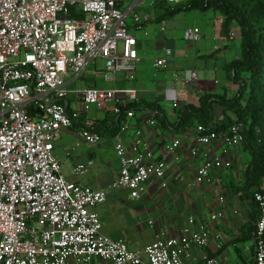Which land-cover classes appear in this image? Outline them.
<instances>
[{"label":"built area","instance_id":"1","mask_svg":"<svg viewBox=\"0 0 264 264\" xmlns=\"http://www.w3.org/2000/svg\"><path fill=\"white\" fill-rule=\"evenodd\" d=\"M126 14L119 0H0V264H223L206 251L210 241L216 250L225 241L222 232L210 231L208 222L177 235L158 230L153 241L132 250L124 239L101 231L93 210L106 200L109 189H125L136 200L149 180L162 188L170 178L182 181V172L174 171L181 160L178 137L164 141L157 151L141 129L130 142L115 141L119 173L101 188L66 179L52 152L60 128L71 127L79 116L66 100L71 92L66 87L68 72L78 75L100 57L106 73L114 74L133 69L139 59L131 30L143 29L142 20L134 14L130 27ZM184 37L198 40L199 28H187ZM171 55L172 50L164 48L153 66L165 67ZM72 92L80 97L82 111L110 102L118 114L123 103L136 99L132 88L86 86ZM164 93L175 100L173 89ZM132 115V110L125 111L126 117ZM145 125L155 126L156 120L148 117ZM127 126L120 122L118 127L123 131ZM191 130L187 155L201 157L194 182L209 181L212 170L232 166V150L243 141L239 124L218 132L198 123ZM78 135L90 144L101 139L88 127H81ZM84 169L77 164L73 172ZM252 200L257 209L250 229L253 264H264V182L253 190ZM221 215V210L211 213L210 222Z\"/></svg>","mask_w":264,"mask_h":264},{"label":"crops","instance_id":"2","mask_svg":"<svg viewBox=\"0 0 264 264\" xmlns=\"http://www.w3.org/2000/svg\"><path fill=\"white\" fill-rule=\"evenodd\" d=\"M119 6L127 12L125 18L131 15L133 20L135 14L142 20V27L148 32L147 37L137 39L136 48L142 43L143 48H140V50L137 48L139 59L134 62L133 69L129 71H118L109 74L106 73L104 68V70L97 73L95 68H91L92 59L78 75H74L70 71L66 75V87L71 90L67 94L66 100L69 109L78 110L79 116L71 127L60 128L58 137L53 142L52 152L60 162L62 174L68 180L92 188L106 187L117 178L119 173L120 165L113 149L115 141L123 139L130 142L135 131L141 129L150 146L157 151L164 141L171 137H178L181 141L178 150L181 160L174 165V171L182 172L184 179L176 181L170 178L165 188L160 187L157 181L149 180L140 197L136 200L130 199L125 189L107 190L106 200L93 207L101 221V231L112 238L124 239L130 249L137 250L153 241L154 234L158 230L164 231L167 235H177L184 231L194 230L200 222H208L210 231L222 232L225 240L218 250L213 247L212 241H210V244L206 247L209 254L217 256L223 264H228L227 256L230 254V250L234 249L241 257L243 264H253L250 229L256 220L257 209L253 201L246 197L241 189L243 170L240 172L238 170L233 171L230 168L214 169L209 174V181L194 182L193 175L201 157L187 155L188 146L193 138L192 127L186 130L173 128V126H170L172 124L168 127L159 125L148 127L145 125V120L149 117L146 114L147 110L136 109L133 110L131 117H126L125 113L121 115L119 122H126L128 125L122 131L119 127H113L115 115L112 110V103L102 108L90 106L87 111H82V107L78 106L81 103L80 97L72 92L86 86L132 88L136 91L135 101L158 103L171 122L175 118L176 106H180L187 101H195L204 92L215 91L214 79L207 77L205 65L204 63L201 64L200 61L208 54L215 55L217 52H224V57L227 60L237 53L236 43L231 45L230 41H225L228 38H222L219 33L215 41L223 40V42L221 41L218 46L213 45V52L210 51L211 53L207 54L208 41L206 39L201 40L202 32L199 28V42L195 44L186 43L184 47L177 49L173 46V41H171V45L169 44L168 38L162 33L163 28L157 29L155 25L157 16H151L146 12H136L133 10L134 6L129 9V6H125L121 0H119ZM215 20L220 22L221 17L217 16ZM133 24L134 22L132 25H128L132 27ZM214 25L215 22H213L212 28H215ZM213 37L216 38V36ZM182 38L186 42H195L186 39L184 33ZM167 47L172 50V55L167 60L166 66L161 69H168L172 72V75L174 74L173 87H169L161 81L152 84L153 80L145 78L147 67L158 69L153 66L154 57L152 58V56L162 55L164 48ZM148 50L152 53L149 56L147 54ZM226 60L222 64V69ZM215 71L216 68H213V72ZM198 72H201L200 77H197ZM189 73H192L191 78L185 80L189 77ZM104 74L109 75L110 78L105 79ZM178 77H181L182 81L180 89H177L176 85ZM76 79H79L78 85L75 84ZM153 86L156 89H151ZM157 87L173 89L175 100L167 99L164 89L163 93H157ZM162 98L170 100V103L163 104L159 102V99ZM214 107L215 112L221 117L218 113L220 112L219 106L215 105ZM92 108L95 110H92ZM81 127L96 130L101 136L100 141L96 144H90L80 139L78 130ZM238 149L239 146H236L232 150L233 162H235ZM213 150L218 151L219 145H215ZM77 164H84L85 169L82 172L74 173L73 167ZM219 196L223 197L222 201L218 199ZM128 203H132L131 207L126 205ZM217 210H221L222 215L210 222V214ZM140 213L146 215L145 220L142 221L145 224L144 226L133 220V215H140ZM149 219L154 222L153 226L147 223ZM133 230L141 232L146 230L139 242L135 240L137 237L132 238L130 232ZM248 231L249 234L247 235ZM130 240H133L134 248L130 246ZM233 243L236 246H232ZM242 253H245V258L241 256ZM96 262L93 261V264H97Z\"/></svg>","mask_w":264,"mask_h":264},{"label":"trees","instance_id":"3","mask_svg":"<svg viewBox=\"0 0 264 264\" xmlns=\"http://www.w3.org/2000/svg\"><path fill=\"white\" fill-rule=\"evenodd\" d=\"M152 6L159 9L156 21L181 8L219 10L222 38L233 37L230 32L238 38L239 51L226 60L223 68L236 84V92L230 96L224 91L204 92L195 101L176 106L171 122L156 102L127 101L120 106L121 112L114 114L113 127L118 128L121 115L129 109L147 110L146 114L156 120V125L172 124L170 126L181 130L201 123L219 132L232 123L239 124L242 145L250 152L242 173L241 189L252 200L253 190L264 182V0H185L184 3L155 0ZM215 105L219 106L221 117L215 112Z\"/></svg>","mask_w":264,"mask_h":264},{"label":"rangeland","instance_id":"4","mask_svg":"<svg viewBox=\"0 0 264 264\" xmlns=\"http://www.w3.org/2000/svg\"><path fill=\"white\" fill-rule=\"evenodd\" d=\"M122 3L125 6H130L131 4H134V8L133 10L139 13H149L151 14V16H157L158 14V10L153 7V2L155 0H121ZM181 3H184L185 0H180ZM221 17V14L219 12V10L214 9L212 7L207 8L205 10H201L198 8H191V9H179L176 12H174L171 16L169 17H165L163 19H160V21H156L155 25L157 27V29L159 30L161 28V26L163 27V35L165 37L168 38V42L171 45V41L174 42L173 46L177 49H181V47H184L186 45V43H190V44H195L197 42L200 41L197 40L195 42H186L182 37H183V33L184 30L188 27L191 28L193 26H197L198 28L201 29V34H202V39H206L208 41V45L209 48L206 51V53H211L210 51L213 52V45L214 46H218L221 44V41L223 42V40L221 41H215L217 40V34L220 33V22H216V20L214 21L215 17ZM126 22L129 25H132L133 20L131 15H128L125 18ZM213 22H215V28H212V24ZM146 30V29H144ZM156 30V31H158ZM147 31V30H146ZM132 33L135 34L137 39H144L146 38L147 34L145 35L143 33V29L141 30H131ZM213 36H216V38H214ZM205 40V41H206ZM225 41H230L231 45L233 43L238 42V38L237 35H234L233 37L225 40ZM237 46V43H236ZM138 50H140V48H143V43L141 45L137 46ZM213 49V50H212ZM238 51L239 48L237 47ZM237 51V52H238ZM163 53V52H162ZM148 56L151 55L152 53H150V51L148 50ZM233 56V55H232ZM155 57L154 55L152 56V58ZM225 57H224V52H217L215 55H209L206 56L201 62V64L204 63L205 68H206V75L207 77L214 79V85H215V91L220 93V92H225L227 96H230L232 94H234L236 92V84L231 80L230 77H228L225 74V71L222 69V64L225 61ZM91 68H95V71L98 73L100 72V70H104V60L100 57H96L92 60L91 62ZM213 68H216V71L213 72ZM146 79L148 80H153L154 82L152 84H156L158 82H165V85L167 86H174V74L172 75V72H170L168 69H154L147 67L146 68ZM201 70V69H198ZM201 76V72H198L197 77ZM137 77V75H136ZM79 82V79H76L75 84H77ZM78 85V84H77ZM176 85H177V89L182 87V81H181V77H178L177 81H176ZM156 89L155 86L151 87V89ZM164 87H157V93L159 92L160 94L163 93ZM159 102L163 103V104H169L170 100L167 99H159ZM169 102V103H167ZM110 102H107L106 105H109ZM78 106L82 107V103H80ZM98 107V108H102L101 106H96L95 104L91 105V107ZM215 109V107H214ZM92 110H95L94 108H92ZM239 149L236 153V159L235 162L232 163V166L230 167V169H232L233 171L238 170V171H242L246 165V163L248 162V160L250 159V152L247 148L243 147L242 143H240L239 145ZM229 169V168H228ZM129 207H131L132 203H128L126 204ZM129 211L131 212V209L129 208ZM132 213V212H131ZM146 218V215L144 213H140V215H133V220L138 221L139 224H141V226L145 225L142 223V221H144ZM144 232H146V230L141 231H135L133 230L132 232H130V234L132 235V238H135V240L139 242V239H142ZM131 242H129L130 246L132 248L135 247L133 240H130ZM133 245V246H132ZM242 257L245 258V253H242L241 255ZM227 262L228 264H243V261L241 259V257L238 255V253L232 249L230 250V254L227 256Z\"/></svg>","mask_w":264,"mask_h":264}]
</instances>
